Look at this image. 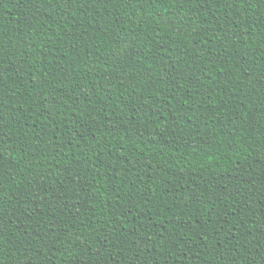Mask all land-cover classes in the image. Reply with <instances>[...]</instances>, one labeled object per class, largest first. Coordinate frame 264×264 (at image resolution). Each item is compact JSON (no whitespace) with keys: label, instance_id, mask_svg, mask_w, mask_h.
Here are the masks:
<instances>
[{"label":"trees","instance_id":"obj_1","mask_svg":"<svg viewBox=\"0 0 264 264\" xmlns=\"http://www.w3.org/2000/svg\"><path fill=\"white\" fill-rule=\"evenodd\" d=\"M0 264H264V0H0Z\"/></svg>","mask_w":264,"mask_h":264}]
</instances>
